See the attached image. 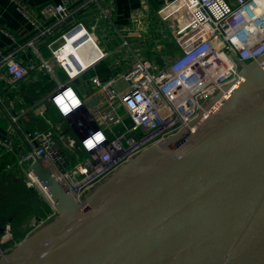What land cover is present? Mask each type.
Listing matches in <instances>:
<instances>
[{"label": "water", "instance_id": "1", "mask_svg": "<svg viewBox=\"0 0 264 264\" xmlns=\"http://www.w3.org/2000/svg\"><path fill=\"white\" fill-rule=\"evenodd\" d=\"M241 64L242 83L195 130L141 151L82 202L35 155L56 215L0 264H264V55Z\"/></svg>", "mask_w": 264, "mask_h": 264}, {"label": "built area", "instance_id": "2", "mask_svg": "<svg viewBox=\"0 0 264 264\" xmlns=\"http://www.w3.org/2000/svg\"><path fill=\"white\" fill-rule=\"evenodd\" d=\"M13 1L24 9L25 0ZM166 4L184 8L180 9L185 13L180 23L181 51L160 60L139 58L125 72L106 81L91 77L89 83L103 90L104 101L90 109L76 83L87 84L85 73L106 56L97 29L79 21L57 34L49 43L52 60L43 58L40 63L42 71L55 81L43 100L52 104L57 121L50 128L28 130L25 137L31 149L5 166L0 183L3 173L16 174L53 207L48 191L30 170L38 155L82 202L92 188L141 151L181 129L195 130L242 83L241 63L264 55V0H164ZM41 13L62 21L69 16V9L66 1L47 3ZM87 45L91 50L81 59L78 54ZM3 62L5 80L13 86L40 70L17 60L12 53ZM55 68L66 78L61 79ZM39 76L33 78L42 86L49 83ZM219 93L221 97L209 106ZM12 118L20 121L19 114ZM95 134H101L102 141H96ZM88 139L93 141L91 149L85 144ZM3 143L12 148L10 140ZM55 215L53 207L46 217H32L31 229ZM10 237L5 231L0 257L15 246L8 241Z\"/></svg>", "mask_w": 264, "mask_h": 264}, {"label": "crops", "instance_id": "3", "mask_svg": "<svg viewBox=\"0 0 264 264\" xmlns=\"http://www.w3.org/2000/svg\"><path fill=\"white\" fill-rule=\"evenodd\" d=\"M63 1H66L69 9V16L65 20L58 21L41 13L43 5ZM162 1L25 0L24 9L20 10L13 0H0V170L24 155V151L27 150L26 142L10 123L5 111L11 117L15 114L20 115V121L15 123L23 135L35 127H53L55 122H52V119L58 118L52 104L43 100L55 85V81L51 74L42 71L40 64L43 58L52 60L49 43L57 34L79 21H83L91 29H97V39L106 56L85 73L84 78L88 80V85L79 82L76 83V87L87 103L103 96L98 102L101 103L104 101V92L89 83L91 77L98 76L106 81L125 72L139 58L160 60L171 58L181 51L180 23L185 13H181L180 9L184 8L167 4L165 6ZM90 50L91 47L87 45L78 55L82 59ZM10 53L29 67L38 66L39 73L33 71V74L27 75L15 86L8 84L5 80L7 72L3 59ZM55 71L58 72L56 68ZM33 75H40V79L44 76L49 83L42 86ZM5 140L11 141V149L5 147L3 143ZM20 179L18 175H7L3 180L18 182ZM24 187L31 197L40 196L25 183ZM13 191L17 192V189ZM37 204L38 207L27 208V216L25 215L20 223L22 226L28 219L52 211V205L44 199ZM41 208L47 211L41 213Z\"/></svg>", "mask_w": 264, "mask_h": 264}, {"label": "rangeland", "instance_id": "4", "mask_svg": "<svg viewBox=\"0 0 264 264\" xmlns=\"http://www.w3.org/2000/svg\"><path fill=\"white\" fill-rule=\"evenodd\" d=\"M99 37L100 39L102 38L101 33H99ZM58 74L61 79L66 78L65 73L62 70H58ZM52 120V122L57 121L55 117ZM20 180L21 181L18 182H14L12 180L5 182L3 180L0 183V240L3 239V235L5 234V231H7L9 235H11L8 241L15 245L32 231V218L28 219L27 222L23 224V226L20 224L21 221L27 216V208L29 206L38 207V201L41 202L42 199H44V201L46 200L39 193L36 194L40 196L33 195V197H31L25 190L23 183L24 180ZM13 189H17V192H14ZM41 209V213L47 211V209ZM14 215L16 216L13 217Z\"/></svg>", "mask_w": 264, "mask_h": 264}, {"label": "clouds", "instance_id": "5", "mask_svg": "<svg viewBox=\"0 0 264 264\" xmlns=\"http://www.w3.org/2000/svg\"><path fill=\"white\" fill-rule=\"evenodd\" d=\"M103 137L101 134H95V140L96 141H102ZM86 147H88L89 149H91L94 145H93V141L91 139H88L86 142Z\"/></svg>", "mask_w": 264, "mask_h": 264}, {"label": "trees", "instance_id": "6", "mask_svg": "<svg viewBox=\"0 0 264 264\" xmlns=\"http://www.w3.org/2000/svg\"><path fill=\"white\" fill-rule=\"evenodd\" d=\"M4 168H5V166L2 167V169L0 170V173L3 172ZM7 175L17 176L16 174H7V173H3V175H2V181H3V179H4ZM21 179H22V178H21ZM29 189H30V188H29ZM32 190H34V189H32ZM34 191H36V190H34ZM49 212H50V211H48V212L45 213V214H41V215H37V216H39V217H46V216L48 215Z\"/></svg>", "mask_w": 264, "mask_h": 264}]
</instances>
